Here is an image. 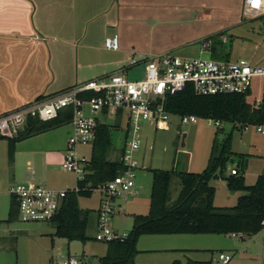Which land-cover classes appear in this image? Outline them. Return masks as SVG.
Returning <instances> with one entry per match:
<instances>
[{
    "label": "rangeland",
    "instance_id": "obj_1",
    "mask_svg": "<svg viewBox=\"0 0 264 264\" xmlns=\"http://www.w3.org/2000/svg\"><path fill=\"white\" fill-rule=\"evenodd\" d=\"M223 2L225 1L215 0V3H220V6L216 5L214 10L213 8L200 9L195 16L198 18L197 21H202L208 17L204 12H212L211 17L214 15L217 19L218 26L221 27L219 30H223L220 32H223L222 35L227 39V42H223V38L219 37L209 38V40L205 37L207 35H199L202 34L201 32L183 34L175 25L163 24L164 29L157 27L158 29L154 28L155 31H149V34L144 27L135 32V41H138L135 49L111 51L106 54L107 60L111 62L115 60V66L113 65L110 70L116 71L119 66L120 68L129 67L132 60H135L138 65L129 70L127 76L130 80H140L148 60L164 51L163 47L165 46L170 48L169 52L179 56L225 61L247 59L264 65V18L245 17L244 20L243 4L245 0H229L230 5H225ZM228 7L232 8L231 16L229 15L231 21L228 20V22H233V25L230 26L225 23V21L227 22L225 19L229 18ZM194 17L189 16L188 19L193 20ZM204 40L211 42V55L209 53L201 54ZM147 41H150L151 45L146 44ZM86 74L89 73L86 72ZM262 99V83L257 80L253 83L249 101L254 104V101ZM108 123L111 127L112 137L109 159L118 161L122 153V136L126 121H122V124L116 126H111L113 124L111 120H108ZM45 125L48 127L52 124ZM50 129L55 131L51 136L56 145L59 147L66 145L72 131L71 125H55ZM229 134H232L233 155L227 164L225 176L231 175V171L237 169L239 174L244 176L246 185L253 186L260 176H264V135L257 132L255 124H250L245 129L238 124L235 126L229 122H221V128H218L214 120L199 119L196 124H182L180 117L177 116L171 118L167 130L158 129L152 121L146 123L142 131L143 145L136 156L138 167L135 170L134 195L120 197L115 201L116 214L111 220L113 230L119 235H128L133 228L134 216L149 214L153 186L152 169L177 173L176 161L179 159L181 161L180 173H202L208 165L213 146H215V153L218 154L222 143ZM9 143V139L0 138V264H50L52 260H58L61 255L65 257L70 255L87 262L100 264V259L107 254L108 243L96 240L102 198L98 191L93 192L89 198L79 199L81 210L88 213L86 230L88 239L85 242L70 243L66 239L57 237L55 226L52 223H24L17 217L13 221H9L13 198L8 192L12 184L14 186L15 183L34 182L60 190H71L77 186L76 176L63 172L62 166L48 167L43 164H34L32 172L27 167L25 159L20 165L17 164L16 177H14L11 168L12 161L9 157ZM79 152L86 158H90L92 144L80 147ZM19 160H22L21 157ZM242 162L245 163L243 167ZM180 190V178L174 177L171 184L172 201L177 199ZM237 193L230 192L227 182L222 180L218 184L216 192V206L224 208L236 206L237 198L245 194ZM18 229L20 232L17 231ZM163 236L165 235L143 236L139 241L138 249L139 251L144 250V252L137 255L135 264H172L175 261H185L187 255L184 253L186 252L176 249L175 246L178 244L173 238ZM211 238H216L212 245L214 251L222 250V248H227L234 253L238 251V257L234 256L233 264H262L263 233L252 238H244V241L234 240L230 236H202L194 238L199 242V245H195L194 248L206 246L202 244H207L208 239ZM168 247L172 250L164 251Z\"/></svg>",
    "mask_w": 264,
    "mask_h": 264
},
{
    "label": "built area",
    "instance_id": "obj_2",
    "mask_svg": "<svg viewBox=\"0 0 264 264\" xmlns=\"http://www.w3.org/2000/svg\"><path fill=\"white\" fill-rule=\"evenodd\" d=\"M244 14L251 19L264 18V0H245ZM223 42H227L225 37ZM106 48L119 50L117 36L106 40ZM211 42L204 41L202 55L211 53ZM138 63L132 60L129 67L118 72L99 77L95 80L68 88L53 97L24 105L10 113L0 116V137L13 140L18 138L28 127L30 121L50 123L57 120L66 110L72 111L70 125L72 131L67 141L62 170L77 178V186L71 190H59L38 185L34 182L15 184L9 194L18 203L19 220L28 222L51 223L59 213L68 193H79L82 189L79 182L85 180L91 158L81 155L79 148L93 144L97 139L100 124L111 126L126 121L122 136L120 162L125 170L111 182L88 191H98L101 202L98 215V232L96 240L110 243L125 241L127 234L119 235L111 227V220L116 214L115 201L120 197L134 195L136 160L143 140L142 131L148 122L161 130L169 128L174 117L166 109V100L192 87L198 95H245L252 93L253 83H262L263 99L254 101L255 110L264 105V65L253 60L240 59L225 61L204 57H184L167 53L154 56L145 65L140 80H130L128 71ZM198 118L193 115L180 117L182 124H196ZM221 128V122H215ZM242 127V126H241ZM249 125L244 128L247 129ZM257 132L264 135V123L256 125ZM232 175H239L237 169ZM264 234V221L262 231ZM232 239L241 241L242 236L234 234ZM234 254L219 252L211 260V264H233ZM50 264H94L72 256L61 255Z\"/></svg>",
    "mask_w": 264,
    "mask_h": 264
},
{
    "label": "crops",
    "instance_id": "obj_3",
    "mask_svg": "<svg viewBox=\"0 0 264 264\" xmlns=\"http://www.w3.org/2000/svg\"><path fill=\"white\" fill-rule=\"evenodd\" d=\"M224 1L225 5H230L229 0ZM216 5L220 6V3H215V0H0V116L53 97L73 86L118 72L123 67L110 70L115 66V60L111 62L106 56L111 52L106 48V40L113 35L119 42V50L114 52L135 49L138 45L135 32L138 29L146 27L149 34V31H155L154 28L164 29L163 24L175 25L183 34L201 32L199 35H207V39H221L224 36L220 31L223 30H219L221 27L214 15L211 17L212 12H204L208 17L202 21H197L195 16L198 10H214ZM231 10L228 7V16H231ZM189 16L195 17L189 20ZM230 16L225 19L228 26L233 25V22H228ZM243 17L244 20L247 18L245 14ZM147 42L151 45L150 41ZM163 48L164 51L156 56L172 53L169 47ZM29 123L25 131H29ZM46 124H52L48 125L50 127L55 123ZM38 127L36 134L15 144L11 163L14 177L17 164L20 165L24 159L32 172L34 164L59 167L63 163L67 143L57 146L51 136L55 131L50 128L42 131ZM221 182H212L216 192ZM216 199L215 195V206ZM17 231L20 232L19 229ZM202 236L214 237H163L173 238L178 244L176 249L186 252V260H180L182 264L189 260L208 262L219 252H230L227 248L214 251L212 245L216 238L202 244L206 246L194 248L199 245L194 238ZM170 250L168 247L164 251ZM230 253L238 257V251Z\"/></svg>",
    "mask_w": 264,
    "mask_h": 264
},
{
    "label": "trees",
    "instance_id": "obj_4",
    "mask_svg": "<svg viewBox=\"0 0 264 264\" xmlns=\"http://www.w3.org/2000/svg\"><path fill=\"white\" fill-rule=\"evenodd\" d=\"M213 53L215 51L213 50ZM250 93L245 95H198L192 87L166 100V109L174 117L187 115L196 116L202 120L215 122H229L235 126L264 123V105L255 110L249 101ZM72 111L66 110L54 125L70 124ZM29 131H25L18 138L10 140L9 157L12 161L16 142L37 133V127L46 130L43 123L30 122ZM2 138V137H0ZM112 147L111 127L100 124L97 139L92 147V155L88 164V174L78 185L82 189L79 193H68L64 203L51 222L56 229V236L68 240L85 242L88 226V213L81 210L80 198H89L92 191L88 186L97 189L114 180L124 172L123 163L109 159ZM232 134L222 143L218 154L215 146L202 173H176L159 169H152L153 186L151 193L150 211L148 215H135L132 231L125 241L108 243L107 254L100 259V264H135L139 255L138 244L143 236L155 235H241L252 238L262 231L264 221V176H260L253 186H247L243 175L225 176L227 164L232 153ZM245 165L242 162V167ZM239 172V171H238ZM174 177L180 178L181 190L175 201L171 199V184ZM227 182L230 192H243L238 198L236 206L219 208L214 205L216 189L213 181ZM19 219L18 203L13 199L9 221ZM173 264H182L175 261ZM187 264H211L189 260ZM264 264V254L263 262Z\"/></svg>",
    "mask_w": 264,
    "mask_h": 264
},
{
    "label": "water",
    "instance_id": "obj_5",
    "mask_svg": "<svg viewBox=\"0 0 264 264\" xmlns=\"http://www.w3.org/2000/svg\"><path fill=\"white\" fill-rule=\"evenodd\" d=\"M39 129H40V127H38V130H39ZM184 138H185V136H184ZM184 145H185V144L183 143L182 146L184 147ZM180 165H181V161L178 159V160H177V164H176V171H177V173H180V170H179V169H180Z\"/></svg>",
    "mask_w": 264,
    "mask_h": 264
}]
</instances>
